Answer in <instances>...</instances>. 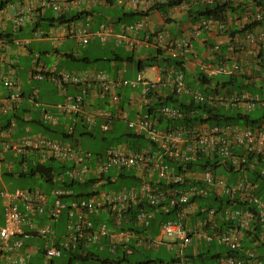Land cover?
Returning <instances> with one entry per match:
<instances>
[{
    "label": "built area",
    "instance_id": "obj_1",
    "mask_svg": "<svg viewBox=\"0 0 264 264\" xmlns=\"http://www.w3.org/2000/svg\"><path fill=\"white\" fill-rule=\"evenodd\" d=\"M162 1L165 0H115L119 6L144 14L133 22L122 23L119 30L110 22H102L95 30H91L89 15L73 18L61 24V36L76 37L84 45L96 37L104 43L114 40L116 44L131 50L157 49L170 58L185 60L193 53L192 38H198L210 28L220 31L229 28L225 22L202 18L195 22L190 35L173 36L163 28H156L146 13ZM204 1L211 3L214 0ZM231 1L239 3L241 0ZM86 2L89 0H19L7 3L0 8V53L2 47H5L2 51L6 52L13 44L23 46L29 43V39H10L4 35L5 11L14 15L13 27L16 30L25 25L27 20L42 16L47 8L53 9L59 18L69 8L81 7ZM189 7L190 2L183 1L172 8L186 12ZM262 19L263 12L260 10L248 18L249 21ZM242 35L250 43L264 42V29L258 32L249 30ZM33 36L42 38L47 34L37 29ZM48 37L54 42L61 39L55 34ZM229 48L235 51L236 46L231 44ZM215 49L218 50L219 46L216 45ZM149 51L139 58H147ZM145 67L154 72L152 78L146 77L142 68L135 79H129L113 77L108 71L96 68L55 70L40 64L39 53L35 54L30 79H48L61 89L70 84L80 88L79 92L68 94L60 105L65 114L76 116L74 123L69 125L68 134H74L80 115L89 129L101 118L100 128L104 132L111 130L113 120L118 118L126 120L132 131L143 135L148 144L140 149H132L126 142L112 144L104 153L97 154L68 139L55 138L41 132L14 137L11 127L0 128V164L5 161V152L12 151L22 155V171L28 169L31 161L42 164L53 159L71 166L66 171L70 179L78 182L92 180L90 194L76 199L68 197L71 190L57 186L50 193L40 188L17 187L10 190L0 187V198L5 208L4 223L0 224V264H37L32 261V257L40 248L26 243L27 238L33 235L46 238L43 251L47 263L55 262L65 250H75L80 245L90 246L107 237L115 252L121 245L127 253H132L134 249L129 245L130 242L136 248L143 245L159 246L162 242H168L172 250L174 244H177L179 254L176 258L179 260L176 264H181L185 248L192 243L199 245L202 242H218L225 245L226 250L243 252L244 257L224 253L219 259L220 264H244L246 259L249 264H264L256 248L243 247L245 230L252 229L255 223L264 229V198L256 195L255 186L248 178V173L255 169H259L264 177V125L195 123L177 127L173 124L159 126L161 120L173 122L187 116V112L179 105L163 102L170 97L189 96L196 101L206 100L214 106H244L249 110L264 105V95L249 90L226 95L212 91L207 95L200 90H193L187 83L186 71L175 64L167 61L147 64ZM202 69L208 77L219 73L234 75L240 71L241 65L238 61L232 65L205 64ZM7 70L0 69V83L7 90H0V125H3V116L18 108L23 97L18 78L12 68ZM127 86L134 93L130 97L129 106H123L121 88ZM91 91H95L107 106L89 103ZM38 95L39 88L35 87L32 98L37 105ZM109 107H115V111ZM41 120L49 126H56L59 122L58 116L46 109L42 111ZM233 148H239L240 152ZM202 156L216 161L218 167L215 169L208 166L204 171L188 169L177 173L166 162V158H170L188 164ZM225 165L234 170L241 168V175L235 182H230L217 171ZM7 166L14 168L10 163ZM114 168L118 174L122 171L132 172L138 186L125 185L110 190L100 188L107 184V174L112 181L117 178L111 173ZM60 177L63 178V174ZM184 183H187L185 188L177 186ZM212 193L226 194L231 198L238 196L240 200L247 201L248 206L215 208L191 202L195 196L206 197ZM136 208V213L132 214L131 211ZM172 209H175L174 218L161 221L158 233L153 235L150 225L156 214L160 211L167 213ZM64 212L67 217L65 233L56 235L52 224ZM101 214H105V218L100 217ZM37 215H47L48 221L40 226L34 220ZM193 215L198 219L190 223ZM221 220L231 221L233 225L229 228L221 227ZM124 223L132 224L133 228L122 229ZM260 234L264 235V232ZM261 236L254 242L259 244L264 238ZM166 237H174L175 240L166 241Z\"/></svg>",
    "mask_w": 264,
    "mask_h": 264
},
{
    "label": "crops",
    "instance_id": "obj_2",
    "mask_svg": "<svg viewBox=\"0 0 264 264\" xmlns=\"http://www.w3.org/2000/svg\"><path fill=\"white\" fill-rule=\"evenodd\" d=\"M17 1L19 0H8V2H17ZM240 2H242L240 13L237 15H230L231 17L230 20L232 19L231 22L235 26L239 24L243 25L244 23L249 21L248 18L252 17L253 13L257 12L258 10L262 11L264 8V5L263 4L259 5L257 0H241ZM104 8H110V9L119 8L123 10L122 11L123 13L119 14L117 19H114L102 11V9ZM49 9L50 8H47L42 16L27 20L25 25H23L21 28H18L16 30H14L13 27L14 15L12 14V12H7V11L4 12L5 22H6V30L4 35L10 39L12 38L29 39L28 44H25L23 46L13 44L10 50H5L6 52H3L5 47H2L3 51L1 49V53H0V69L2 70L8 69L7 71H9V68H12L14 75L18 78L21 84V90L23 96L19 107L11 111L8 115L3 116L2 124H5L9 120L8 122H10V127L14 137L20 136L17 134L19 124L20 125L26 124L29 133L31 132L32 128H35L34 125H40L46 130V132L43 131L44 134L50 135L55 138H63L64 133L68 132L69 125L74 123L75 121L74 119L76 117L74 115L70 116L65 114L64 111L61 109L60 105L66 100L68 94L77 93L80 91V88L76 85L70 84L66 88L61 89L48 79L41 81L30 79V72L34 64L35 52L39 53L40 64L48 68H53L55 70L79 71L87 68L99 69V64L104 63L106 64L104 69L100 68L99 70L102 69L108 71L113 77L123 76L129 79H135L140 71V69L138 68V63H136V61L140 57V54L137 56L133 54L135 59L129 62L122 60H114V57L116 55L114 56L103 55L97 53L92 54L90 49L84 50V52L83 51L79 52L77 48L81 46L82 43L79 41L78 38L73 36H61L62 34L60 29L62 28L61 24L67 21L69 22L73 18H82L87 15L91 17L90 20L91 30H95L102 22H110L115 26L117 30H119L122 23L124 22L129 23L130 20L133 19L131 15L128 14L125 15V13L128 11L127 8L119 6L116 3L111 4L106 0H94L93 2L92 1L90 2L89 0V2L82 4L81 7H77V8L72 7L66 10L65 19H58L56 14L49 15ZM98 13L99 16H97ZM167 14L164 15L163 11L159 9H152L149 13V16L152 21V24H154L156 28L158 29L163 28L173 36H185L187 34L190 35L193 25L196 22L194 18L187 19L186 18L187 14L185 11H181L175 8L168 9ZM168 18L170 19L167 20ZM136 19L137 17H135L134 21ZM37 29L43 30V32H45L47 36L42 38L34 37L33 33ZM261 29H264V23L258 25L254 29V31L258 32ZM53 34L61 37L59 42H54L53 39L48 37L49 35L53 36ZM98 41H100L98 37L92 38L89 44H91V42L94 43L93 45L94 47L97 45ZM108 42L114 43V45H116L114 40H110ZM46 43H49L50 46L46 45ZM89 44H87V46ZM231 44H234L236 46L235 51L230 50L229 47ZM216 45L219 46L218 50L215 49ZM262 45L264 46V43H260V44L250 43L248 40H246L243 37L242 34H235L233 37H231V34L225 31L217 30L216 28H210L208 30L203 31L198 38H192L193 53L184 60L186 75L192 74L194 77L193 85H191V83L187 81L188 85L193 90L203 91V89H205V87L202 85V80H201V75H202L201 73L204 72V70L202 69L203 65L205 64L232 65L233 62L238 61L239 64L241 65L240 71L235 73L233 75V78L231 79H230L231 75L221 74V73L212 76L213 80L218 84V87L215 90H212V88H214L212 87L210 88V90L215 91L220 95H226L229 92L234 93V91L236 92V90L243 87L245 90H249L255 94H259L263 96L264 95V61H262V59L264 58V52L261 51ZM112 51L118 53L123 57V55L117 52V50L112 49ZM44 54L46 58H43ZM50 58L52 59V61H49ZM29 59L32 64H29ZM96 59L98 61H95ZM23 60H25L24 62L28 64L26 68H24L25 63H23ZM67 62H74V63L80 62L83 64V67L79 66L71 69L68 68ZM97 62H101V63L97 64ZM118 62H125L126 65L124 64L125 66H122V64H119ZM128 63H133V64L136 63L137 64L136 70L127 68ZM142 68H144V75L146 77L152 78L155 75L154 72L148 69L147 67L144 66ZM18 70H20V72L16 73V71ZM149 70L152 72L151 76L146 74V72H148ZM194 83H197L198 85L194 86ZM35 87L39 88V95L37 96L39 105H37L32 98V91L34 90ZM2 88L3 86L0 83V90L3 91ZM121 92H122V105L129 106V100L130 97L133 95L134 90L131 87L127 86L121 88ZM88 102L91 103L92 105H98L103 107L107 106L103 103V100L98 97L95 91L90 92ZM109 108L115 111V107H109ZM240 108H242L244 111L249 113L244 106H240ZM43 109H46L49 112L58 116L59 122L56 126H50L51 127L50 129H46L45 125L47 124H44L41 120ZM133 113L134 112L131 113V117L134 116ZM262 119L260 120L259 123L264 125V117ZM77 120L78 121L76 122L75 125V133L73 139L81 141L83 140L82 137L84 132H89L91 131V129H89V126L85 123L84 118L81 115L78 116ZM116 121L120 122L123 120L117 118ZM101 122L102 119L99 118L97 124H95L94 126L99 125ZM112 126L113 127L111 128V130L114 131L116 125L115 126L112 125ZM123 129H124L123 127H120V131H122ZM130 131H132V129ZM0 166H1L0 187H7L3 178L4 174H7L9 176L20 177L19 175L21 171L15 172V170L11 167L9 170L3 169L4 167L3 163H1ZM6 167L9 168L7 165ZM220 168H223L226 171L228 170L224 166H221ZM234 171H229V172L237 173ZM219 173L222 174L221 171ZM240 175L241 173L238 172L239 177ZM35 177L42 178L39 175ZM239 177H234V175H232L227 178L229 179L230 182H235ZM56 179L58 180V177L55 178V180ZM42 180L43 182H46L44 181L43 178ZM48 184L51 185L50 191L48 192L45 190V192L50 193L51 190L54 188V184L52 183H48ZM25 188H35V187H25ZM257 190H260V188H256V192ZM0 201H2L4 205L3 199L0 198ZM197 219L198 217L193 215L190 219V223H195V220ZM34 220L37 224L42 226L48 221V217L47 215H37L36 217H34ZM66 222H67V217L65 212L58 221L52 224V226L55 228L56 235H61L65 233ZM3 223H4V215H0V224ZM36 237L39 236L33 235V237L27 238L26 243L27 245H32L33 247L37 246L40 248L32 257V261L37 264H42V262L44 264V260L42 258H44L43 248L46 243V238L44 237L36 238ZM261 237H264V235L262 234ZM106 241L109 240L106 239ZM263 242H264V238L260 241L259 245L263 244ZM108 243L109 242H107V244ZM200 245L201 244L198 245L196 243L194 244L192 243L187 248H185L183 251V260L181 261V264H192L191 263L192 260L187 258L186 255L190 253L197 255L201 248ZM191 247H193L194 249L193 248L191 249ZM187 249L190 250V252H188ZM177 254H179L178 251H176V254L173 257L176 258ZM60 258L64 259L65 261L62 260L60 261L57 258L54 263L49 262L47 264H74L75 262V261L70 262V260L64 255H62Z\"/></svg>",
    "mask_w": 264,
    "mask_h": 264
},
{
    "label": "trees",
    "instance_id": "obj_3",
    "mask_svg": "<svg viewBox=\"0 0 264 264\" xmlns=\"http://www.w3.org/2000/svg\"><path fill=\"white\" fill-rule=\"evenodd\" d=\"M107 2L111 4H115V0H106ZM183 1H189L190 2V7L186 11L187 14V19H195V21H199L202 18H213L215 20H218L220 22H225L229 24V28L227 30H224L225 32L231 34V37H233L235 34H244L246 31H254V29L258 26L264 23V8L263 11V19L260 21L257 20H250L244 23L243 25H233L231 20H230V15H237L240 13L241 10V5L242 2L239 3H233L231 0H214L213 2H205L204 0H198L197 2H194L193 0H165L162 1L158 4L155 5L152 9H159L163 11V14L166 15L168 12V9L180 5ZM258 4L264 5V0H257ZM8 2V0H0V8L5 6ZM151 9V10H152ZM149 10L146 12L147 14L150 13ZM131 15L133 17L130 22H133L135 17H140L144 12H139V11H133V10H128L125 15ZM168 15V14H167ZM66 14H63L60 16L58 19H65ZM168 18L167 20H169ZM129 22V23H130ZM264 43V42H263ZM261 51L264 52V46H261ZM148 57L147 58H138L137 63H138V68L142 69L145 65L149 64H157V63H164L167 62L169 64H175V66H179L182 69L185 70V61L182 59H173L170 58L169 56L164 55V53L161 50H152L148 52ZM112 55H116L114 57V60H122V61H133L134 55H130L129 57H122L118 53H115L112 51ZM113 59V58H112ZM95 61H98L97 59ZM264 61V58L262 59ZM201 80H202V85L205 87L203 89L204 94H211L213 93L212 90H215L218 87V84L213 80L212 77H208L204 73H201ZM233 78V75L230 76V79ZM229 79V80H230ZM230 82V81H229ZM214 87V88H212ZM212 88V90H210ZM245 89L241 87L240 89L236 90V92H243ZM235 92V91H234ZM228 94H232V92H229ZM163 102L165 103H171V104H177L179 105L185 112H187V116L176 121H167L165 122L164 120L160 121L159 126L165 127L168 124H173L175 127L181 126V125H193L195 123H207L209 125H215V124H236V125H260L261 123L260 120L261 118H254L251 116L250 113H247L244 110H241L239 106L231 105V106H214L210 103H208L206 100L205 101H196L194 98L186 96V97H170L168 99H165ZM161 102V103H163ZM16 115V114H15ZM264 117V115H263ZM262 117V118H263ZM22 119V118H21ZM9 121V120H8ZM6 122L3 125H0V128H9L10 127V122ZM46 129H50L51 127L49 125H45ZM85 135H90L94 137V132L89 131V132H84ZM83 134V135H84ZM125 134V139L120 140L117 139L118 141L115 142L114 144L118 143H123L126 142L129 144V146L132 149H140L148 144V140L143 136L136 134L133 131L129 132H123ZM73 134H68L64 133L63 140L68 139L69 141L73 142ZM75 144V143H74ZM76 145V144H75ZM235 151L240 152L239 148H233ZM93 152V151H92ZM95 153V152H94ZM101 152H97L99 154ZM251 158V156H249ZM167 163H169L171 166H173L174 171L177 173H182L186 172L188 169H196L198 171H204L207 169L208 166L212 168H217L216 161H212L209 158H206L202 156L200 159L191 161L188 164H184L183 162L179 160H171L170 158H166ZM225 167L228 169L227 171H234V168L229 167L228 165H225ZM71 166L67 163H61L57 162L53 159L47 160L45 163L38 164L34 162H30L29 167L26 171H21L20 172V177H32L34 178L35 176L39 175L46 181V183H52L54 184V187H61L64 189H69L72 191L70 195H68L69 198H81L83 196L89 195V188L91 187L92 180H87L86 182H78L76 180H72L66 175V171L69 170ZM241 168L238 170H235L234 172H240ZM252 172V174H248L249 180L253 183L255 186V193L256 195L261 196L264 198V177L261 176L260 170L255 169ZM63 174V178L60 177V175ZM108 178L107 184H113L116 182L115 180L110 179V175H106ZM119 177L123 179H134L135 176L132 172H120ZM57 181H54V178H57ZM107 184L103 185L106 186ZM163 185V182H162ZM125 186V185H124ZM129 186V185H128ZM172 186V185H170ZM182 188H185L187 186V183H184L182 186L177 185ZM123 187V186H122ZM121 188V187H119ZM115 188V189H119ZM256 188H260V190H257ZM191 202H197L201 206H209V207H215V208H221V207H238V208H246L248 206L247 201H242L238 196H235L231 198L230 196L224 194V195H216L215 193H212L210 195H207L206 197H201V196H195L191 199ZM142 207V205H139ZM143 206L147 207L146 205L143 204ZM149 208V206L147 207ZM175 209H172L170 212H158L156 214L155 218L152 220L151 225H150V231L151 233L157 234L159 231V223L161 221H165L169 218H174L175 216ZM137 208L131 211L132 214L136 213ZM221 227H226L229 228L231 225H233V222L231 221H220ZM122 229L125 228H133V225H127L123 224L121 226ZM120 230V228L118 229ZM264 232V229L261 228L259 225H256V223L253 225L252 229H247L245 230V239L243 240V247L245 248H252V243L256 241L257 239L260 238V233ZM104 242L107 244L106 238ZM213 243V242H212ZM210 244L206 243H200V247L202 245H206L207 249L205 251H202L201 248L198 252L197 255H194L192 253L187 254V258L191 259L188 261H191L192 264H219V259L224 253L227 254H238L241 257H244L242 251H230V250H219L215 249L214 251L212 248L209 247ZM215 243V242H214ZM258 244V243H257ZM130 246L133 247L132 253H127V251L123 248V246H118L117 250H121L122 254L115 257H101L100 254H98L96 251L91 249V246H82L80 245L77 249L75 250H65L64 256H66L70 262L75 261L74 263L76 264H82L81 262L87 261V260H95V261H101L103 264H121L122 262H127L129 263L131 261L130 255L135 254L139 251V248H136L133 246V242L129 243ZM258 246L264 247V242L263 244H258ZM258 254V253H257ZM258 256L262 259H264V254ZM206 258L209 259V261H206ZM196 259H200L201 262H197ZM179 260V258H174L172 257V264H175ZM164 259L161 258H150L147 257L146 259H139L134 262V264H155V263H162ZM244 264H249L247 262V259L244 261Z\"/></svg>",
    "mask_w": 264,
    "mask_h": 264
},
{
    "label": "rangeland",
    "instance_id": "obj_4",
    "mask_svg": "<svg viewBox=\"0 0 264 264\" xmlns=\"http://www.w3.org/2000/svg\"><path fill=\"white\" fill-rule=\"evenodd\" d=\"M102 11L106 14H108L111 18L117 19V17L119 16V14H122L123 10L116 8H104L102 9ZM54 14V10L53 9H49V15H53ZM97 16H99V13L97 14ZM46 28V27H45ZM37 42V41H35ZM46 45H49V43H46ZM94 43L91 42V44L84 45L81 44V46H79L77 49L78 51H83L90 49V51L92 52V54H103V55H112V49L117 50V52L121 53L123 55V57H129L130 55L135 54L137 55H143L145 54L147 51H149V49L144 48L141 51L139 50H131L128 49L126 46L121 45V44H116L114 45V43L111 42H97V45L94 46ZM50 46V45H49ZM37 52H35L36 54ZM43 58H46L45 54L43 56ZM25 60H23V63H25L24 68L27 67V63L24 62ZM49 61H52V59L50 58ZM101 62H97V64H99ZM119 64H122V66H125V62H118ZM137 63V61H136ZM133 64V63H128V67L132 70H136V66L137 64ZM29 64H32L30 59H29ZM125 64V65H124ZM106 64L102 63L99 64V69L102 68L104 69ZM67 66L68 68H74V67H83V64L78 62V63H74V62H67ZM109 67V66H108ZM101 69V70H102ZM107 69V68H105ZM24 70V69H23ZM20 72V70L16 71ZM147 75L151 76L152 72L149 70L148 72H146ZM23 76V74H22ZM193 75L192 74H187L186 76V80L191 83V85H193ZM197 83H194V86H197ZM3 91H7L6 89L2 88ZM240 108V107H239ZM241 110H243L242 108H240ZM247 110V109H246ZM248 112L251 114L252 117L254 118H261L264 115V105L262 106H257L253 109H249ZM123 121H116V119L113 121L112 125H116L115 126V130H111V131H107L104 132L101 130L100 128V124L97 126H92L91 131L94 132V137L90 136V135H83L81 141L79 140H73V143H75L77 146H81L84 149H88L90 151H93L95 153L97 152H101L104 153L105 150L108 148L109 145L114 144L115 142H117V139L123 140L125 139V134H123L124 131L128 132L130 131V127L128 125V122L124 119H121ZM263 120V119H262ZM125 121V122H124ZM35 128H32L31 132L32 133H43V131L46 132V130L40 126V125H34ZM243 126V125H240ZM39 127V128H38ZM113 127V126H112ZM120 127H123L124 129L122 131H120ZM122 132V133H121ZM27 133H29V131L27 130V125H23V124H19L18 126V131L17 134L20 136H24ZM21 160H22V155L20 154H14L12 151H7L5 152V161L2 162L4 167L3 169H10L6 167L7 163H10L11 166H14V170L15 172L18 171H22V166H21ZM1 167V166H0ZM5 170V171H6ZM217 171H221L222 174H224L225 177H229L234 175V177H239L237 173H232L229 171L224 170L223 168H218ZM118 170L117 169H112L111 173L114 174L115 176H117ZM5 173V172H4ZM248 174H252V172H249ZM4 181L6 183V186L10 189V190H14L17 187H35V188H40L43 191H50V187L51 185L43 182L42 178H32L30 176L28 177H17V176H9L7 174H4L3 176ZM116 182L113 184H107L106 186H101L100 188H104V189H115V188H119L122 187L124 185H129V186H138V182L136 180H132V179H123L119 176H117L116 178ZM65 213V212H64ZM0 215H5V208L3 205V202L0 201ZM105 214H101L100 217L105 218ZM262 235V234H261ZM39 238V237H36ZM105 238L107 237H103L100 241H95L93 243H91V249H93L94 251H96L98 254H100L101 257H111V258H115L119 255L122 254L121 250L118 251H113L111 249V244L108 243L105 245ZM174 237H166V241H174ZM210 244V243H209ZM102 246V247H101ZM106 246V247H105ZM252 246L254 248H256V251L259 255L264 254V247L258 246L257 243L253 242ZM210 248H212V250L214 251L215 249H223L226 250V246L225 245H220L218 242H213L212 245H209ZM193 247H191L192 249ZM194 249V248H193ZM205 249H207L206 245H202L201 246V250L205 251ZM179 250V246L177 244H174V250L171 249L170 245L168 244V242H162L159 246H152V247H148L146 245L140 246L139 247V251L135 254L130 255L131 261L129 263L127 262H122L121 264H134L135 261L139 260V259H143V258H161L164 259V261L162 263H155V264H172V257L175 256L176 251ZM188 252H190V250L187 249ZM42 254V253H41ZM264 258V257H263ZM44 260V264H47V261L45 260V258H42ZM41 259V260H42ZM60 261H65L62 258H58ZM42 260V261H43ZM67 260V258H66ZM197 262H201L200 259H196ZM206 261H209L208 258H206ZM82 264H103L101 261H95V260H87L84 262H81ZM43 264V262H42ZM75 264V263H74Z\"/></svg>",
    "mask_w": 264,
    "mask_h": 264
},
{
    "label": "clouds",
    "instance_id": "obj_5",
    "mask_svg": "<svg viewBox=\"0 0 264 264\" xmlns=\"http://www.w3.org/2000/svg\"><path fill=\"white\" fill-rule=\"evenodd\" d=\"M91 129V128H90ZM110 131V130H109ZM75 133V132H74ZM74 135V134H73ZM54 181H56L55 179H54ZM103 188V187H102ZM110 190V189H109ZM52 191V190H51ZM51 263V262H50ZM52 263H54V262H52Z\"/></svg>",
    "mask_w": 264,
    "mask_h": 264
}]
</instances>
